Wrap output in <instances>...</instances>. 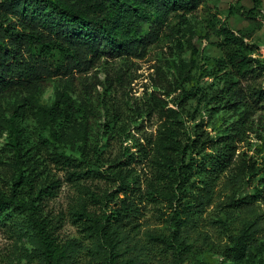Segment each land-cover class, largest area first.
I'll return each mask as SVG.
<instances>
[{
    "label": "trees",
    "instance_id": "1",
    "mask_svg": "<svg viewBox=\"0 0 264 264\" xmlns=\"http://www.w3.org/2000/svg\"><path fill=\"white\" fill-rule=\"evenodd\" d=\"M204 2L0 0V139L6 136L8 159L0 226L21 225L39 264H80L82 257L86 264H154L159 254L158 264L192 263L190 243L217 186L238 190L264 176L258 160L239 151L243 129L218 130L214 119L219 109L264 110L258 27L222 28L219 56L208 59L210 75L224 73L222 88L199 87L190 69L170 78L158 67L159 84L140 99L131 95L137 60L170 41L168 29L180 32L173 18ZM96 68L104 81L88 76ZM56 83L65 86L42 107L36 96ZM192 102L197 106L189 107ZM151 118L154 133L144 124ZM63 182L79 191L68 214L50 208ZM259 187L248 198H227L225 209L254 206L264 199V177ZM151 205L161 206L160 218L174 228L151 231L143 242L138 221ZM68 220L89 246L62 234ZM221 224L225 256L264 264L257 229Z\"/></svg>",
    "mask_w": 264,
    "mask_h": 264
},
{
    "label": "rangeland",
    "instance_id": "2",
    "mask_svg": "<svg viewBox=\"0 0 264 264\" xmlns=\"http://www.w3.org/2000/svg\"><path fill=\"white\" fill-rule=\"evenodd\" d=\"M248 24L249 26L258 27L255 36H260L261 40L260 42L256 41L259 44L257 52L264 55V0H205L196 12L184 18H173L171 26L180 32L174 33L168 29L167 33L169 36L173 35L171 36L172 39L170 41L163 40L160 45L150 50L145 58L137 60L130 87L131 95L140 99L155 88V83L159 84V81H154L163 78L160 73L157 77L158 67H161L170 78L173 74H177L180 69L184 71L190 69L192 76L195 78L193 82L199 84V87L205 90H212L211 87L222 88L223 81L221 77L224 73H220L218 77L210 75L212 67L208 64V59L219 56L217 45L223 39L221 30L224 26L236 31L242 28L243 25ZM247 42L252 44L255 40H247ZM95 75L100 81H104L105 74L101 68H96L88 74V76ZM261 80L260 82L264 85V78ZM64 86V83H56L38 94L36 98L40 105L42 107L50 106L54 102L57 92L62 90ZM98 89L102 91L101 86ZM197 104V102H192L189 107H196ZM203 116L205 124L209 123L207 112H203ZM214 119L219 128L218 130L243 129L240 138H243L244 141L239 143V151H244L257 159L262 165V173H264V110L259 108L250 109L245 106L234 110L219 109ZM244 120L248 121L247 128L246 126L243 127ZM144 124L148 133L156 131V120L153 118L145 120ZM208 130L215 135L212 129L208 128ZM5 144L6 136L0 139V185L4 182V175L6 176L8 169L2 164V161L8 160H5L7 155L2 151ZM58 176L64 180L63 172H59ZM263 177L260 175L254 178L252 182H249L246 186H240L238 190L231 188V186L224 187L223 182L217 186L212 203L201 214L199 233L196 237L193 236L190 243L192 263L186 260L180 264H193L196 262L239 264L224 255V248L228 239L221 221L228 223L236 230H251L253 232L257 229L255 237L260 242L264 241L263 197L255 201L254 206L249 208H236L227 211L223 205L227 198L229 199L231 196L237 199L255 195L257 189H263V187H259L260 179H263ZM62 184L58 197L50 202V208L55 212L63 211L68 214L74 200L79 197V191L70 183L63 182ZM88 184L90 185L89 182ZM160 208L159 205H151L144 211L145 215L138 221L140 223L139 240L145 242L151 231L157 230L169 234L171 229L174 228L160 218ZM61 232L66 238L82 240V235L69 220L65 223ZM82 241L89 246L87 241ZM130 245L132 246V244ZM33 253L34 245L31 237L21 225L16 227L0 226V264H39L37 258L33 257ZM162 260L163 257L159 254L153 263L158 264ZM167 263L173 264L171 261ZM80 264H86L84 257H82Z\"/></svg>",
    "mask_w": 264,
    "mask_h": 264
}]
</instances>
